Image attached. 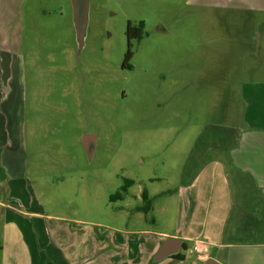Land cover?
I'll use <instances>...</instances> for the list:
<instances>
[{
	"label": "rangeland",
	"instance_id": "374dc122",
	"mask_svg": "<svg viewBox=\"0 0 264 264\" xmlns=\"http://www.w3.org/2000/svg\"><path fill=\"white\" fill-rule=\"evenodd\" d=\"M1 11L0 43L19 39L16 53L27 68L33 58L39 64L34 98L33 71L27 78V106L40 108L29 116L38 113L43 130L37 153L29 151L27 175L49 200L59 196L48 210L69 221L51 231L53 246L65 264H120V236L131 237L125 232L174 229L166 196L154 201V212L136 211L145 204L141 189L169 187L162 177L178 175L203 125L246 120L250 84L264 82V17L180 0H91L80 47L71 0H1ZM129 23L145 25L143 39L130 48ZM128 50L131 69L123 67ZM84 137L93 138L91 152ZM155 176L158 182L150 185L147 178ZM127 180L134 185L124 197ZM117 193L124 199L112 200ZM8 223L0 208V264H21L16 226L8 234L19 244L13 254L4 249ZM62 225L81 230L83 243L80 235L59 233ZM61 236L72 246L66 249ZM193 245L182 250L187 264L196 261Z\"/></svg>",
	"mask_w": 264,
	"mask_h": 264
},
{
	"label": "crops",
	"instance_id": "0c3cea01",
	"mask_svg": "<svg viewBox=\"0 0 264 264\" xmlns=\"http://www.w3.org/2000/svg\"><path fill=\"white\" fill-rule=\"evenodd\" d=\"M180 1L188 7L241 12L259 20L264 17V0ZM3 15L1 11L0 18ZM16 43L20 44L19 39L0 43V208L9 221L4 227V249L13 254L19 244L8 234L16 226L23 247L21 264H65L60 247L53 246L51 231L69 221L48 210L59 196L49 200L46 191H37L27 175L29 151L37 153L43 130L38 128V113L35 118L29 116L30 111L35 114L40 108L31 110L27 106V78L33 71L35 79L30 76V80L34 98L38 93L39 64L33 58L32 68L28 69L24 57L16 53ZM255 58L259 59L257 54ZM250 85V112L244 122L203 125L189 153L183 156L178 175L162 177L169 187L160 192L141 189L142 202L143 192L150 200L149 212H154L153 203L158 197L166 196L165 208H174V229L145 231L141 236L125 232L131 237L120 236L125 246L120 264H187L182 250L189 243L205 250L197 253L192 247L190 253L196 261L190 264H203L207 258L222 264H264V82ZM46 144L51 143L47 140ZM147 179L150 185L159 180L156 176ZM70 200L69 196L66 203ZM141 208L136 211L145 215ZM60 231L68 239L80 235L83 243L81 230L62 225ZM64 237L67 249L72 243H66ZM168 238L182 242L177 255L183 259L173 256L154 263V256Z\"/></svg>",
	"mask_w": 264,
	"mask_h": 264
},
{
	"label": "water",
	"instance_id": "95a60500",
	"mask_svg": "<svg viewBox=\"0 0 264 264\" xmlns=\"http://www.w3.org/2000/svg\"><path fill=\"white\" fill-rule=\"evenodd\" d=\"M91 0H71L73 22L76 29L78 44L81 47L84 42V36L87 29L88 13ZM158 32L165 31L159 27ZM84 145L91 152L93 150V138L84 137ZM182 250V242L171 238L166 239L160 246L153 262L157 263L165 258L176 256ZM203 264H222L213 258H207Z\"/></svg>",
	"mask_w": 264,
	"mask_h": 264
},
{
	"label": "trees",
	"instance_id": "16d2710c",
	"mask_svg": "<svg viewBox=\"0 0 264 264\" xmlns=\"http://www.w3.org/2000/svg\"><path fill=\"white\" fill-rule=\"evenodd\" d=\"M145 35V25L144 23H140L138 25H133L131 23L128 24V27H127V30H126V37H127V40H128V45H129V48L132 46V42L133 41H136V42H140L143 37ZM133 57V53L128 50L126 56H125V64L123 65V67L125 68H128V69H131L132 67L129 65V61L132 59ZM133 184L132 181L130 180H127L124 184V187L122 188V191L123 192H127V189ZM116 198V199H121V195L120 193H117L116 195H114L112 197V200ZM143 202L145 203L144 206H142V211L144 213H148L150 211V206H149V203H150V200L149 198L147 197L146 193L143 192ZM185 247V246H184ZM175 259H178V260H182L183 257L181 254L177 255L174 257Z\"/></svg>",
	"mask_w": 264,
	"mask_h": 264
},
{
	"label": "built area",
	"instance_id": "2783aa9c",
	"mask_svg": "<svg viewBox=\"0 0 264 264\" xmlns=\"http://www.w3.org/2000/svg\"><path fill=\"white\" fill-rule=\"evenodd\" d=\"M192 249H193L194 252H197V253H200L201 251H205V250H201V248L198 247V246H193Z\"/></svg>",
	"mask_w": 264,
	"mask_h": 264
}]
</instances>
